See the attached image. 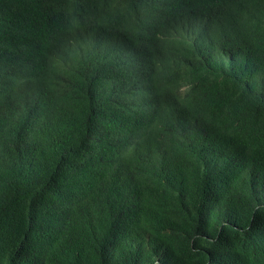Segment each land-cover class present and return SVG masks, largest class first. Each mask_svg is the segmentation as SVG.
Listing matches in <instances>:
<instances>
[{
	"label": "trees",
	"instance_id": "16d2710c",
	"mask_svg": "<svg viewBox=\"0 0 264 264\" xmlns=\"http://www.w3.org/2000/svg\"><path fill=\"white\" fill-rule=\"evenodd\" d=\"M0 264H264V0H0Z\"/></svg>",
	"mask_w": 264,
	"mask_h": 264
},
{
	"label": "clouds",
	"instance_id": "9594fccd",
	"mask_svg": "<svg viewBox=\"0 0 264 264\" xmlns=\"http://www.w3.org/2000/svg\"><path fill=\"white\" fill-rule=\"evenodd\" d=\"M77 39V38H76ZM76 39H72L73 40V42H74V44L77 46V49H82L84 52H85V48L80 44V43H78L77 41H76ZM84 39H86V40H89V35H88V33H86L85 32V34H84ZM92 39H93V41L96 43V40L92 37ZM87 45V44H86ZM97 45V44H96ZM187 88V86H182L181 88H180V90L182 91V93L184 92V90Z\"/></svg>",
	"mask_w": 264,
	"mask_h": 264
}]
</instances>
